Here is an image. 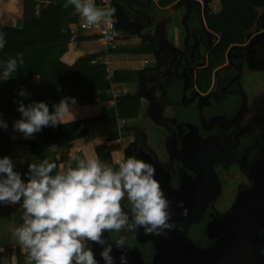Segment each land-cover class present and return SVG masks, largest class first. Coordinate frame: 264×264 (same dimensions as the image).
<instances>
[{
    "label": "flooded vegetation",
    "instance_id": "obj_1",
    "mask_svg": "<svg viewBox=\"0 0 264 264\" xmlns=\"http://www.w3.org/2000/svg\"><path fill=\"white\" fill-rule=\"evenodd\" d=\"M181 10L178 22L173 21L170 28L173 33L168 35V42L163 46L155 39L150 42L158 63L164 65L159 73L161 89L175 101V105H167L169 115L158 107L164 97L157 84L139 83L150 105L147 114L155 123L150 130L158 152L144 143L151 138L149 131H137L122 156H135L155 169L154 163L158 165L155 178L171 201L169 211L177 229L167 238L147 235L139 227L119 234L105 231L106 244L122 235L128 264H231L228 258L218 262L213 248L222 240L221 247H229L232 234L228 233L234 231L233 224L250 216L248 251L240 252L241 258L232 262L260 264L262 259L264 264V102L259 96H248L242 83L244 73L263 72L264 76V36L253 39L255 33L250 32L242 44H235L240 48L231 50L229 57L226 49L223 62L211 70L208 85L201 90L199 73L207 68L216 38L202 28L203 7L200 10L192 3ZM191 35L196 38L193 46ZM178 63L181 69L176 68ZM181 80H186L184 97ZM236 90L245 94L246 102L232 122L240 102ZM214 154L222 157L211 161L210 174L207 161ZM231 167L235 178L232 188L227 189L222 174ZM181 201L189 210L187 217L181 214ZM122 204L126 211L130 208L127 199ZM235 204L237 211L232 212ZM229 213L234 216L228 217ZM111 255L114 264H120L121 251L114 245ZM96 260L105 264L101 253Z\"/></svg>",
    "mask_w": 264,
    "mask_h": 264
},
{
    "label": "clouds",
    "instance_id": "obj_2",
    "mask_svg": "<svg viewBox=\"0 0 264 264\" xmlns=\"http://www.w3.org/2000/svg\"><path fill=\"white\" fill-rule=\"evenodd\" d=\"M69 6H74L85 26L101 22L111 26L115 15L113 7H98L96 0H66L63 7ZM3 27L0 24V49L6 43ZM23 62V55L18 53L0 63V81L11 78L18 63ZM19 94L27 96L23 89ZM68 99L75 102V98H62L52 112L43 101L27 106L20 102L22 118L14 122V130L31 138L43 127L65 123L70 113ZM0 127L7 128L3 119ZM70 159L75 167L58 169L47 159L39 165L30 164L25 183L14 171L12 160L8 156L0 158V203L16 204L22 199L23 223L9 227L20 248L26 250L25 264H98L87 242L105 245V231L119 234L139 227L147 235L167 238L177 229L169 211L171 201L155 178L151 163L128 156L116 160L112 167L98 158H81L75 152ZM125 199L130 205L127 211L122 204ZM179 206L187 217L189 210L183 207V201ZM125 244L122 235L108 243L101 252L105 264H114L113 245L121 251L120 264H128Z\"/></svg>",
    "mask_w": 264,
    "mask_h": 264
},
{
    "label": "crops",
    "instance_id": "obj_3",
    "mask_svg": "<svg viewBox=\"0 0 264 264\" xmlns=\"http://www.w3.org/2000/svg\"><path fill=\"white\" fill-rule=\"evenodd\" d=\"M35 2L33 7L35 14H37L38 8H44L48 4V0H35ZM116 2L121 4L130 19L137 20L144 25L141 34L155 39L161 46L164 42H168V35L173 33L170 28L175 17L181 15L182 8L186 9L192 3L199 4L200 10L203 7L201 0H170L164 6L158 5L157 0H118ZM207 4L212 8L218 7L216 0ZM22 5L23 0H0V24L4 27L19 28L22 23ZM73 12L74 9L68 13L66 18L72 16ZM138 12H143L149 17L147 25H145L144 16ZM65 19L62 23L43 22L44 25H52L53 29L50 32H43L41 40H47L54 35H62L61 38L56 36V41H54L57 44H54L58 45L62 43L61 41H65L64 50L57 59L65 66H72L80 58H85L87 65H99L95 62L97 56L101 54L98 38L81 37L80 32L75 36L70 35L63 29L69 27L72 22H65ZM18 21L19 24L16 25ZM57 25L58 29H56ZM205 29L207 30V28ZM251 33H264V29H252ZM212 34L217 39V34ZM47 43L52 44L50 41ZM149 49L150 42L144 38L120 32L116 48L107 54L108 67L113 73L112 83L125 93V97L127 95L137 96L138 106L135 111H128L127 104L130 103V100L122 96L121 101L117 104L118 107L116 106L119 110L114 109V119L108 118V115L106 116L107 120L99 119L90 122L82 134L72 137V132H67L65 137L58 134V131L45 132V127L31 138L24 137L22 133L13 128L14 122L22 118V114L18 111L19 103L23 102L27 106L33 102L43 101L52 112L54 105L59 104L56 102L57 99L75 98L74 103L68 99L70 113L66 115L65 123L58 124V126L98 118L104 109L111 107L106 103L108 82L107 88L102 90L105 94L104 100L90 98L96 82V73H92L91 87L90 80L84 81L81 79V75H79L81 78L76 79L73 75L68 76L67 74H60L58 84L51 87L46 86L43 77L34 73L31 75L13 73L11 78L0 83V107H2L0 115L3 118H8L6 120V122L8 121L6 156L12 160L14 167L29 170L30 164L39 165L44 159L56 163L58 169L69 165L75 167V161H71L70 155L75 152L81 158L86 156L97 158L94 150L96 143L111 149L112 157L115 158L107 164L115 167V161L123 156V150L132 141L135 132H147L150 126H155L154 121L147 114L150 105L145 93L140 91L141 80L138 79L139 71L143 69L144 60H154ZM155 67H158L157 63ZM158 68L160 72L162 67ZM78 73L83 74L84 72L80 68ZM21 89L27 93V96H20ZM99 93H101L100 90L96 89L95 94ZM154 98L156 97L154 96ZM158 107L160 112L169 115L170 108L166 103H158ZM117 136L119 142L115 143L114 139ZM144 143L153 150L158 147L157 144L151 147L149 141ZM18 216L23 217L22 199L16 204L0 203V248L4 250V254H0V264H16V249L19 248V251L23 252L9 227H19L16 220Z\"/></svg>",
    "mask_w": 264,
    "mask_h": 264
},
{
    "label": "trees",
    "instance_id": "obj_4",
    "mask_svg": "<svg viewBox=\"0 0 264 264\" xmlns=\"http://www.w3.org/2000/svg\"><path fill=\"white\" fill-rule=\"evenodd\" d=\"M169 1L157 0V3L160 6H164ZM203 1L205 3L202 11V20L209 31L217 34V39L208 54L207 68L199 73L197 84L201 90L206 89L211 70L223 62L224 53L230 45L242 44L246 39V35L252 29H264V0H216L218 8L215 12H212L206 5V3L212 0ZM65 2L66 0H48V4L44 8H38L37 14H35L33 8L36 4L35 0H23L21 26L19 28L3 27L6 43L5 47L0 49V63L6 62L10 57L15 58L18 53H21L24 62L23 64L18 63V69L15 73L37 74L45 79L47 87L57 85L58 80H60V74L73 75L76 79L81 78L79 77L81 75V79L84 81L87 82L90 80L91 87L93 82L92 73L94 72L96 73V82L90 98L104 100L105 94L102 90L107 88V81L104 79L105 73L101 65H87L85 58H80L72 66H65L57 60L58 56L64 50L65 41H61V44L56 45L57 42L55 41L58 35L47 38V40H41L45 32H50L53 29L52 25L47 26L43 22L62 23L68 13L74 9V6L64 8L63 5ZM197 5L199 6V4ZM56 29H58V25ZM79 34L81 37L97 38V34L92 30L82 31ZM61 37L62 35L58 36V38ZM47 41H50L52 44L49 45ZM80 68L83 70V74L78 73ZM0 72H2V69H0ZM3 82L0 81V83ZM96 89L100 90L101 93L95 94ZM125 98L130 100V103L127 104L128 111H135L138 106L137 96L127 95ZM60 101L61 99H57L56 102L59 103ZM1 109L2 107H0ZM115 109L117 111L119 110V108ZM106 116L114 119V109H104L102 115L98 118L81 120L57 127L47 126L44 130L45 132L58 131V134L64 137L67 132H72V137L82 134L85 131L86 125L90 122L99 119L107 120ZM0 119L6 121L8 118H3L0 115ZM6 123L8 126V121ZM7 137L8 131L6 128L0 127V158L6 156ZM94 150L97 158L105 164L110 163L115 158L112 157L111 149L101 144L96 143ZM14 171L21 175V179L25 183L28 181L29 170L14 167ZM16 220L19 226H21L23 223L22 217L18 216ZM25 260L26 250L20 252L19 248H17L16 264H25Z\"/></svg>",
    "mask_w": 264,
    "mask_h": 264
},
{
    "label": "water",
    "instance_id": "obj_5",
    "mask_svg": "<svg viewBox=\"0 0 264 264\" xmlns=\"http://www.w3.org/2000/svg\"><path fill=\"white\" fill-rule=\"evenodd\" d=\"M109 6H111L115 9V15L112 18L114 19L115 27L119 32H124L127 34L136 35V36L144 38L147 42H151V41L153 42V40L150 39L148 36L141 34V30L144 28V25L141 24L137 20L130 19L129 16L126 14V12L123 10L121 4H119L116 1H111L109 3ZM133 12H135V11H133ZM135 13H137V12H135ZM138 14H140L141 16H144V18L146 20L145 25H147L149 22V17L146 14H144L143 12H138ZM74 20H75V17L72 15L70 17H67L65 19V22H74ZM197 22H199V21H197ZM200 22H203L201 20V17H200ZM18 24H19V21L16 23V25H18ZM202 28H203L204 32H206V29L204 28L203 25H202ZM260 36H264V33H255L253 39H256L257 37H260ZM191 37H192V46H193L196 43V38L193 35H191ZM248 37H249V33L246 35L245 38H248ZM155 45H156V47H158V43L155 42ZM239 48H240V46H238V45H235V44L230 45L227 48L226 57H229L231 50L239 49ZM176 50L179 51L178 48H176ZM149 51H150V54L152 55V57L154 58V60H148V61L144 60L143 69L139 71L140 76H138V79L141 81H144L145 83H152L155 85L157 84V89L161 90L163 93L164 103H166L169 106L175 105V101H172L170 99V97L167 95V93H165V90L161 89L162 86H161V82L159 79V73L160 72H159L158 67H162L164 65H161L160 63H158L159 57L154 53L153 50L149 49ZM156 63L158 64V67H155ZM180 67H181L180 64L176 66V68L181 69ZM187 70H189V69H187ZM189 71H191V69ZM179 78H180V76H179ZM185 83H186V80L185 81L181 80L183 97H184V90L186 89ZM173 88H177V87L174 86ZM236 92L240 98V102H239V106H238V110L236 112V115L231 120L232 122L241 113V111L244 107V104L246 102L245 94L241 90H236ZM174 153H176V152H174ZM177 154H179V153H177ZM221 157H222L221 155L214 154V156L210 160L207 161V169L209 170L208 172H210V174H211V167H210L211 161L213 159H220ZM154 165L156 166V171H157L159 167L155 163H154ZM235 211H237L236 204L234 205V207L232 209V212H235ZM233 214L234 213H229L228 217L229 216L233 217L234 216ZM250 219H251L250 216L244 217L242 219V221H239L238 223L233 224V225H235L233 227L234 231H232V232L229 231V233H228L230 235L232 234L231 238L229 239V243H230L229 247H225V249L221 247L220 243L224 242V240H222V242H217V245L213 248V251H217L216 254H217L218 262H222L223 260H225L227 258L229 260H232L235 262L236 260H239L241 258V256H239L240 252L242 253V251H248V247H246V246H247V240H248L247 237L249 235V231L247 229L249 228L248 221H250ZM103 236H104L105 241L108 242L105 232H104ZM89 243H90V249L93 251L95 259L98 258V255L102 252V250L105 246L98 244V243H95V242H91V241H89ZM244 243H245V245L243 246L242 244H244ZM227 250H228V257L226 255ZM260 260H261L260 264H262V259H260ZM232 261H230V263L234 264V262H232Z\"/></svg>",
    "mask_w": 264,
    "mask_h": 264
},
{
    "label": "built area",
    "instance_id": "obj_6",
    "mask_svg": "<svg viewBox=\"0 0 264 264\" xmlns=\"http://www.w3.org/2000/svg\"><path fill=\"white\" fill-rule=\"evenodd\" d=\"M110 2L111 0H96V4L98 7H108ZM73 16L75 17L74 22H72L69 27L63 30L67 31L72 36H75V34L86 30L95 31V33L97 34V38L100 41L101 54L97 56L95 62L103 67L105 73L104 78L109 84L107 88L108 97L106 99V103L109 107L115 109L116 105L120 101V98L124 96L125 93L122 92L119 87H116L112 83L113 73L112 70L108 67L107 54L116 48L120 32L116 29L113 18L111 26H108L103 22L94 26H85L84 20L79 16L78 13L75 12V9L73 12ZM114 142H119L118 136L114 139ZM0 254H4V250L2 248H0Z\"/></svg>",
    "mask_w": 264,
    "mask_h": 264
},
{
    "label": "rangeland",
    "instance_id": "obj_7",
    "mask_svg": "<svg viewBox=\"0 0 264 264\" xmlns=\"http://www.w3.org/2000/svg\"><path fill=\"white\" fill-rule=\"evenodd\" d=\"M201 1H202L201 5L204 6L205 2L203 0ZM207 6L212 12L217 11L218 7L212 8L208 4ZM175 22H178V16L175 17ZM125 45L126 47H128L127 44ZM113 54H116V53H113ZM262 74L263 72L244 73L242 83H243V86L245 87V90L247 91L248 96L252 98H254L255 96H259L261 98V101L264 102V76ZM252 98H250V100H252ZM148 131L151 136V138L149 139V143L151 147H154L156 144V137L155 135H153L152 130L149 129ZM158 148L159 147L155 148L157 152H158ZM234 172H235L234 167H231L229 169V172H224L225 174H222L223 182L227 189L232 188V184L235 178V176L232 173Z\"/></svg>",
    "mask_w": 264,
    "mask_h": 264
}]
</instances>
